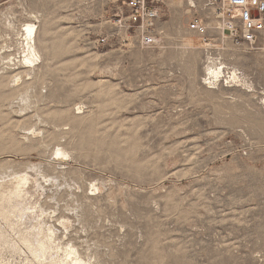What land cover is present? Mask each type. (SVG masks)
I'll use <instances>...</instances> for the list:
<instances>
[{
  "label": "rangeland",
  "instance_id": "1",
  "mask_svg": "<svg viewBox=\"0 0 264 264\" xmlns=\"http://www.w3.org/2000/svg\"><path fill=\"white\" fill-rule=\"evenodd\" d=\"M152 3L141 49L121 2L0 0V264H264V47Z\"/></svg>",
  "mask_w": 264,
  "mask_h": 264
},
{
  "label": "built area",
  "instance_id": "2",
  "mask_svg": "<svg viewBox=\"0 0 264 264\" xmlns=\"http://www.w3.org/2000/svg\"><path fill=\"white\" fill-rule=\"evenodd\" d=\"M121 2L125 6L123 16L115 23L120 31L132 35V43L141 49H150L157 45L156 22L159 10L154 3L170 0H108ZM186 3L188 30L204 38L210 31L217 32L220 39L237 47L255 50L264 47V0H181ZM152 3V4H151ZM202 10V12L199 11ZM122 13V11H121ZM118 16V15H116ZM225 72L226 78L228 72ZM231 73V72H230ZM229 78V77H228ZM207 76L204 84L214 85Z\"/></svg>",
  "mask_w": 264,
  "mask_h": 264
},
{
  "label": "bare ground",
  "instance_id": "3",
  "mask_svg": "<svg viewBox=\"0 0 264 264\" xmlns=\"http://www.w3.org/2000/svg\"><path fill=\"white\" fill-rule=\"evenodd\" d=\"M25 29H23L24 30V42H25V56H24V61L26 62V63H33V61H34V59H37V58H39V53H38V51H37V47H36V42H35V35H36V29H35V26L33 25V24H24V26H23ZM190 31V30H189ZM190 32H192V31H190ZM193 33V32H192ZM219 71V72H218ZM207 72H208V74H207V76H209V78H211L212 79V81H214L213 83L214 84H216L217 82H218V79L216 80L215 78H217L218 77V73H220V72H222L221 71V69H218V70H215V69H211V67L210 68H208L207 69ZM232 74V75H231ZM229 77V78H228ZM228 77L226 78L227 80L226 81H228V83L229 84H231L232 82H233V80L232 79H234V81L235 80H237V79H239L238 78V76L236 75V72H235V70L233 71V72H231V73H229L228 72ZM232 78V79H231ZM13 80V79H12ZM15 80V82H18L19 81V79H14ZM14 80H13V82H14ZM228 84V85H229ZM23 96H22V98H23V100H24V98L26 99L27 98V96L26 95H24V94H22ZM25 101V100H24ZM66 152V151H65ZM65 152H63L62 150H60L59 149V155H65L66 153ZM61 159V158H60ZM3 174V173H2ZM17 175V174H16ZM7 176V175H6ZM4 177V176H3ZM13 177V176H12ZM7 178V177H6ZM0 179H1V181L3 180L1 177H0ZM24 180H25V176L23 175H21L20 176V178H18V179H14L11 183L13 184V185H16V187H19L23 182H24ZM0 181V187L3 185V183H4V181H2L1 182ZM6 181V180H5ZM10 183V184H11ZM11 184V185H12ZM19 184V185H18ZM12 191V190H11ZM10 191V192H11ZM1 190H0V196H2L1 195ZM3 194V193H2ZM15 209V208H14ZM18 211V210H17ZM0 215L4 218V219H8V215H7V213L3 210V209H1V206H0ZM12 216V215H11ZM10 217V216H9ZM15 227V226H14ZM21 239H22V241H23V243L24 244H26L28 247L30 246V243H31V241L29 240V238L28 237H26V236H22L21 237ZM4 240V238L2 237V236H0V243L2 242ZM5 242V241H4ZM32 244V243H31ZM44 244L43 243H40L39 244V246H38V249H39V251H40V249H44V246H43ZM31 247V246H30ZM37 248V247H36ZM40 253L41 254H43L41 251H40ZM41 256V255H40Z\"/></svg>",
  "mask_w": 264,
  "mask_h": 264
}]
</instances>
